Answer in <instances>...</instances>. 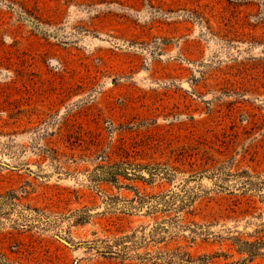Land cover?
<instances>
[{"label": "rangeland", "instance_id": "374dc122", "mask_svg": "<svg viewBox=\"0 0 264 264\" xmlns=\"http://www.w3.org/2000/svg\"><path fill=\"white\" fill-rule=\"evenodd\" d=\"M244 170L264 0H0V264L247 258Z\"/></svg>", "mask_w": 264, "mask_h": 264}, {"label": "trees", "instance_id": "16d2710c", "mask_svg": "<svg viewBox=\"0 0 264 264\" xmlns=\"http://www.w3.org/2000/svg\"><path fill=\"white\" fill-rule=\"evenodd\" d=\"M113 174V176H116ZM136 175V174H134ZM133 175V176H134ZM236 179L237 183H240L238 188V193L242 196L244 202L252 207L253 209H258L256 206L257 203L264 205V176L261 174H254L247 170L239 172L237 174H232ZM140 199H144L140 197ZM152 201L156 198H148ZM243 201H241L242 203ZM264 216L262 211L257 216H253L252 220L248 223H251L253 220H260ZM249 238H244L242 233H239L235 237L234 244L237 247V252L239 254H246L247 258L240 259L238 261L226 262L224 264H251L256 258L264 257V222L261 225H258V229L254 232L253 235H248ZM220 255L211 254L204 255L197 259H194L192 256L182 255L179 258V263L185 262L186 264H222L218 262ZM170 261H174V256L170 258Z\"/></svg>", "mask_w": 264, "mask_h": 264}]
</instances>
